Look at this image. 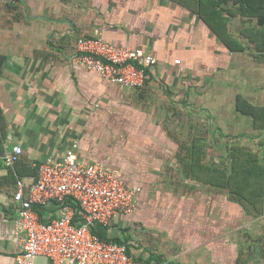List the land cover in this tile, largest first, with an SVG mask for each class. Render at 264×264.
Here are the masks:
<instances>
[{
	"label": "crops",
	"instance_id": "1",
	"mask_svg": "<svg viewBox=\"0 0 264 264\" xmlns=\"http://www.w3.org/2000/svg\"><path fill=\"white\" fill-rule=\"evenodd\" d=\"M220 7L243 50L229 49L195 2L192 8L179 0L0 3V155L20 145L21 160L38 168L74 149L128 187H140L135 210L106 227L145 264H264V215L255 219L226 193L187 178L178 160L179 145L198 136L173 129L183 126H208L205 144L253 142L264 158V134L255 138L254 125L225 124L226 134L218 137L223 126L216 113L241 114L238 95L264 107V26L257 16L241 14L235 0ZM81 37L155 56L145 87L114 85L77 64ZM15 167L0 156V264H15L21 251ZM38 213L50 222L59 217V205L50 202ZM34 264L54 263L40 255Z\"/></svg>",
	"mask_w": 264,
	"mask_h": 264
},
{
	"label": "built area",
	"instance_id": "2",
	"mask_svg": "<svg viewBox=\"0 0 264 264\" xmlns=\"http://www.w3.org/2000/svg\"><path fill=\"white\" fill-rule=\"evenodd\" d=\"M75 50V62L81 67L97 72L109 83L137 90L145 87L147 69L158 62L141 49L96 37L79 38ZM22 155L23 148L13 145L2 159L6 166L14 167ZM140 192V187H128L111 169L81 158L74 149L60 159L42 162L37 179L17 181L14 199L19 205L16 231L21 251L15 264H34L40 255L54 264H145L129 254L126 244L101 240L92 232L95 223L106 226L118 214L132 213ZM50 202L59 205V217L43 222L38 209ZM77 212L80 222H75Z\"/></svg>",
	"mask_w": 264,
	"mask_h": 264
},
{
	"label": "trees",
	"instance_id": "3",
	"mask_svg": "<svg viewBox=\"0 0 264 264\" xmlns=\"http://www.w3.org/2000/svg\"><path fill=\"white\" fill-rule=\"evenodd\" d=\"M179 1L191 8L195 2L201 18L217 33L229 49L243 50L242 44L228 32V18L223 14L225 10L220 7L225 0ZM235 2L241 6L239 7L241 14L246 13L245 15L251 18L257 16L255 18L258 19L259 25L264 26V0H235ZM2 61L3 58L0 57V64ZM148 72L147 69V74ZM236 107L241 114L250 116L254 127L264 134V107L249 102L242 95L237 96ZM226 144L229 163L220 167L207 161V146L201 137L196 136L189 143H181L178 160L184 168V174L187 178L226 193L232 200L240 203L249 216L255 219L262 217L264 215V158L237 140ZM15 168L16 170L11 169L10 173L16 183L19 179L29 175L35 179L38 178L39 166L38 168L31 167L21 158ZM73 206L78 208L74 202ZM80 220L81 217L77 212L75 222H80ZM92 232L101 240L125 244L121 239L110 238L108 228L102 224L95 223L92 226Z\"/></svg>",
	"mask_w": 264,
	"mask_h": 264
},
{
	"label": "rangeland",
	"instance_id": "4",
	"mask_svg": "<svg viewBox=\"0 0 264 264\" xmlns=\"http://www.w3.org/2000/svg\"><path fill=\"white\" fill-rule=\"evenodd\" d=\"M220 106L221 105H219V107ZM225 107H227V106H225ZM233 108H234V106H233ZM236 113L237 112H235L234 109H233V111H226V112H218V113H216L217 116H218V121H219V122H217V125L221 124L223 126L221 128L222 130L220 131V134L218 135V137L221 136V135L223 136L224 134H226L227 130L226 129L224 130V125L225 124H231L233 127L245 126V129H249V128L253 127V126H250V125H254V124H252L253 119L251 117H245L246 119L243 120L242 119V115L238 113L237 114L238 116H237ZM203 117H204V115H203ZM225 117H227V118H225ZM207 121H209L208 118H207ZM225 121H226V123H225ZM185 123H187V122H185ZM232 126H230V127H232ZM213 128L214 127H212L211 129L213 130ZM173 129H176L177 131H179L182 134L184 132L188 131V136L189 137H193L194 135H198V136L203 138V135L210 134L208 126L207 127H202L199 130H197V129L194 130L193 128L191 129V128L187 127V126H183L181 128L175 127ZM254 129H255V133L253 134V136L256 135L255 138L258 139V137L260 136L259 134H261L262 132H261V130L256 129L255 127H254ZM227 135H231V134H227ZM227 135L224 136V138H227ZM218 141L219 142L217 144H215V145L206 144L207 147L209 146V147H213V148L215 147L216 148V149H214L212 151L209 150V148H208L207 156L208 155L211 156L210 159L211 158L212 159L211 160L207 159V158L206 159H207L208 162L214 163L217 166L222 167L223 165L226 166L229 163L228 162L229 161V152H227V149H226V145H227L226 143L228 141H225V140H223V141L218 140ZM239 143H241L242 145L247 146V147H249L251 149H256L257 148V144H254L253 142L250 143V142H242L241 141Z\"/></svg>",
	"mask_w": 264,
	"mask_h": 264
}]
</instances>
